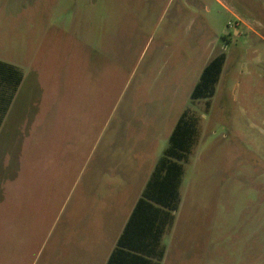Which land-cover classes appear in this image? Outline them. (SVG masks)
Wrapping results in <instances>:
<instances>
[{
  "label": "rangeland",
  "instance_id": "rangeland-1",
  "mask_svg": "<svg viewBox=\"0 0 264 264\" xmlns=\"http://www.w3.org/2000/svg\"><path fill=\"white\" fill-rule=\"evenodd\" d=\"M219 53L208 109L190 96ZM0 60L24 73L0 131V264H75L79 235L94 252L187 108L177 264H264V0H0Z\"/></svg>",
  "mask_w": 264,
  "mask_h": 264
},
{
  "label": "trees",
  "instance_id": "trees-1",
  "mask_svg": "<svg viewBox=\"0 0 264 264\" xmlns=\"http://www.w3.org/2000/svg\"><path fill=\"white\" fill-rule=\"evenodd\" d=\"M225 60V54L219 53L205 66L190 96L193 103L205 100L206 107L209 109ZM23 78L24 73L21 68L0 60V127ZM198 136L199 117L187 108L176 121L169 136L168 145L156 162L108 264H112L118 254L127 251L126 238L136 222L137 215L146 208L153 210V222L147 223L148 226L145 222L139 225L143 226L145 234L143 235L149 237V248L145 245L137 251L151 257L150 260L140 257L141 259L152 264H161L166 250L162 239L173 226L175 213L181 202L184 164L189 161L197 144Z\"/></svg>",
  "mask_w": 264,
  "mask_h": 264
},
{
  "label": "crops",
  "instance_id": "crops-1",
  "mask_svg": "<svg viewBox=\"0 0 264 264\" xmlns=\"http://www.w3.org/2000/svg\"><path fill=\"white\" fill-rule=\"evenodd\" d=\"M238 22L242 26L243 23L240 20ZM23 82H24V78H23L21 85L23 84ZM21 85L19 86L18 91ZM18 91L8 109L6 116H8L14 102L16 101L17 95L19 93ZM4 120L1 124L0 131L2 129ZM155 164L151 166L148 173L141 180V182H139V186L137 190L134 192L133 197L128 204H122L120 206H110V207H114L112 210L113 212L112 220L116 219V221L111 222V224L113 225L116 223V226H115L116 230H115L114 235L109 236V237L102 236L99 239H97L96 237L91 238L92 242H94V244L97 245L94 252L88 251L87 250L88 248L85 245H82V244H86L89 242L88 240H86L87 237L79 235V236H74L73 238H71L70 242H73L74 245L76 244V249H77L75 253L71 255V258L75 260V264H108L110 256L112 255V252L114 251L117 245V241L119 237L121 236V234L123 233L126 227V224L128 223L132 215L133 209L137 201L142 195V192L149 180V177L152 173V170ZM177 211L175 213V220H174L173 226L171 227L170 231L162 239V242L165 245L166 250H165V255L161 261V264H177V262L181 258H184V254H182V252H184L185 249H183V246L181 245L182 240H180L182 238V235H180V237L176 236ZM153 215H154V212L150 208H146V210H143V212H140V214L137 215L136 222L133 228L130 229V234L126 238V241H125L126 246H128L127 251H125V253L118 254V256L116 257V259L113 261L112 264H152L149 261H146L145 259H141V258H146L147 260H150L151 257L149 255L140 253V251H137V250H139L140 248H143L145 245L147 248H149V237L144 236L145 235L143 233L144 229H142L143 226L139 224L145 222L147 225V223H149L150 221L153 222V218H154ZM94 217L96 218V220L100 218V214L98 211H94ZM59 254L60 253H57L58 260L60 259Z\"/></svg>",
  "mask_w": 264,
  "mask_h": 264
},
{
  "label": "built area",
  "instance_id": "built-area-1",
  "mask_svg": "<svg viewBox=\"0 0 264 264\" xmlns=\"http://www.w3.org/2000/svg\"><path fill=\"white\" fill-rule=\"evenodd\" d=\"M232 24V23H231ZM234 25H236L237 26V24L235 23Z\"/></svg>",
  "mask_w": 264,
  "mask_h": 264
}]
</instances>
